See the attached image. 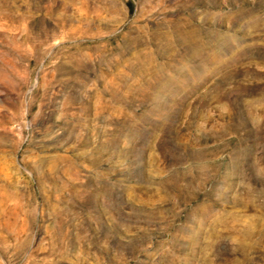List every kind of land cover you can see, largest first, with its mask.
<instances>
[{
  "label": "rangeland",
  "instance_id": "rangeland-1",
  "mask_svg": "<svg viewBox=\"0 0 264 264\" xmlns=\"http://www.w3.org/2000/svg\"><path fill=\"white\" fill-rule=\"evenodd\" d=\"M0 264H264V0H0Z\"/></svg>",
  "mask_w": 264,
  "mask_h": 264
}]
</instances>
